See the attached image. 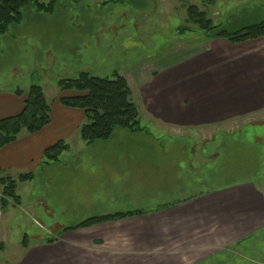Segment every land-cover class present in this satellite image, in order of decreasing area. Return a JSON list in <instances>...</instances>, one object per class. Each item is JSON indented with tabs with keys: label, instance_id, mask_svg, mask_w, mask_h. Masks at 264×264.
<instances>
[{
	"label": "rangeland",
	"instance_id": "obj_1",
	"mask_svg": "<svg viewBox=\"0 0 264 264\" xmlns=\"http://www.w3.org/2000/svg\"><path fill=\"white\" fill-rule=\"evenodd\" d=\"M190 4H197L215 25L230 29L264 18V0H61L51 12L30 4L23 8L22 21L0 34V89L40 83L54 106L60 95L69 92H62L58 80L76 77L80 64L93 68L94 75L111 77L118 71L135 88L136 67L164 63L210 39L187 22ZM134 101L147 122L141 103ZM158 128L151 130L161 140L162 150L156 152L163 153L162 172L146 160L139 164L143 153L135 154L125 171L93 177L89 172L81 176L88 169L84 161L76 165L80 171L75 173V158H62L52 165L41 163L32 180L20 182V202L9 199L6 209L0 185V264H22L29 249L54 244L65 227L88 217L155 207L159 209L106 221H119L114 227L122 241H128L114 252L120 258L116 264H126L130 257L140 258L139 264H264V223L256 224L259 212L263 210L264 216V109L218 124ZM77 135L79 131L65 140L73 151L79 147ZM147 136L145 131L122 128L113 133L116 139ZM114 147L121 150L117 144ZM102 149L95 145L90 154L99 155ZM5 171L16 177L30 170ZM108 177L115 182L114 191L101 189ZM235 185L240 188L214 197L217 205L203 210L208 225L198 217L193 230L181 231L180 238L175 222L167 223L173 229L154 224L153 218L183 210L192 199ZM239 227L243 230L233 231Z\"/></svg>",
	"mask_w": 264,
	"mask_h": 264
},
{
	"label": "crops",
	"instance_id": "obj_2",
	"mask_svg": "<svg viewBox=\"0 0 264 264\" xmlns=\"http://www.w3.org/2000/svg\"><path fill=\"white\" fill-rule=\"evenodd\" d=\"M185 51L186 53L179 54L164 63L157 62L154 65L146 63L145 66L136 67L138 74L135 77V83L137 85L135 88H131L132 92H135L134 95H137V99L134 95L133 99L140 102L145 110L148 121L143 122L141 116V122L148 129L150 136L138 138L140 140L116 139L112 136L107 140L86 144L80 142L81 139L77 135L76 137H79L80 140L75 139V144L79 147L73 151L70 143L66 141L69 148L59 161L62 158H75V173L80 171L76 165L84 161L85 165L88 164V169L81 171L84 172L81 173V176L89 172L93 177L104 175L105 171L109 175L111 173L109 171L115 172V169L125 171L129 166L126 164L132 158L135 159V154L143 153L145 156L142 160L138 159L139 164L146 160L153 165L154 170L157 167L162 172L164 167L159 156L163 153L156 152L162 150V144L160 138L153 135L151 127L212 125L239 117L247 112L264 109V36L241 42H231L225 38H210L204 43L201 42L197 46L190 47V51ZM81 66L83 65L80 64L79 72L86 69L91 73L95 72L93 68ZM85 66H87L86 63ZM128 81L131 85L133 84L131 80L128 79ZM31 84L25 88L0 89V119L22 111L26 94L17 95L15 91L17 88L26 91ZM63 91L69 92L60 95L56 105L51 106L49 103L51 106L50 122L45 127L33 134L22 131L15 141L0 149V167L2 169L16 168L34 171L42 163L43 151L46 147L60 139L66 140L68 136L79 131L81 125L86 121L85 112L83 109L64 105L61 102V97L75 95L76 91ZM113 141H117V143ZM115 144L120 146L121 150L116 149ZM148 144H151L152 147L147 146ZM95 145L103 146L99 155L90 154V150ZM84 147L89 151L84 150ZM125 160L128 161L124 163ZM53 163L56 162L49 163V165ZM112 164H117L118 167ZM110 178L102 181L101 189L114 191L115 182ZM236 187L238 185L229 186L226 191L223 189L213 190L212 193L204 197L192 199L183 210L153 218L156 221L154 224L159 225L156 227L160 228L162 225H168L167 223L170 221L175 222L177 225L174 230L178 231L176 235L181 238V231H192L193 223L197 224L198 217L202 221V225H208L204 217L207 213H203V210L211 209L210 205H217L219 201H212L214 197H221L222 193L240 188ZM197 204H200L197 207L199 216H196L195 223L194 209ZM262 213L263 210L261 213L259 212L256 224L264 223ZM133 218L137 217L128 219ZM168 219L170 220L168 221ZM117 222L119 221L103 222L95 224V228L82 227L65 231L54 244L43 243L29 249L22 264H116L117 261L120 262V258H116L117 255L114 252H117L120 246L126 247L124 245L128 242L122 241V236L115 229L114 225ZM181 222L183 225L179 229ZM240 223L242 224V222ZM168 226L173 229L172 226ZM254 226L248 227L249 231L255 228ZM230 227L232 226L226 228L227 233L231 232L232 228ZM243 227H239L240 230L233 229V231H241ZM240 235L242 236V234L238 236ZM121 255L122 258L125 257L124 254ZM138 259L140 258L130 257L128 261H125L126 264H139Z\"/></svg>",
	"mask_w": 264,
	"mask_h": 264
},
{
	"label": "trees",
	"instance_id": "obj_3",
	"mask_svg": "<svg viewBox=\"0 0 264 264\" xmlns=\"http://www.w3.org/2000/svg\"><path fill=\"white\" fill-rule=\"evenodd\" d=\"M60 1L49 0L45 3L40 0H0V34L8 31L10 25L22 21L24 7L32 4L40 11L51 12ZM186 9L187 22L202 29L207 38H225L231 42H241L264 36V18L236 29H230L226 26L215 25L197 4H190ZM57 85L61 90L78 92L75 95L61 97V102L66 106L84 110L86 121L79 129V137L84 143L91 144L98 140H107L113 136L116 128L149 133L148 129L142 125L140 111L133 100L132 89L122 73L114 71L110 77L94 75L83 70L76 77L59 79ZM15 93L17 95L26 94L24 108L16 115L0 119V149L15 141L22 131L33 134L50 122L51 106L45 89L40 83L33 82L26 91L17 88ZM68 148L69 145L64 139L49 145L43 151L42 163L49 164L60 160ZM34 176L35 173L29 171L14 177L0 167L1 204L4 209L8 206L9 199L20 202L21 197L17 193L18 184L32 180ZM157 209L159 208L95 215L74 226L65 227L63 231L89 227L128 216L142 215L147 211ZM25 240H28L27 236L24 238L23 246L27 244ZM52 240L49 239V241Z\"/></svg>",
	"mask_w": 264,
	"mask_h": 264
}]
</instances>
